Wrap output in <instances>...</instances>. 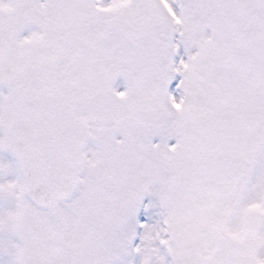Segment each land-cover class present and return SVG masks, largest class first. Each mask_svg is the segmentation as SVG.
I'll return each mask as SVG.
<instances>
[{
    "label": "snow or ice",
    "instance_id": "snow-or-ice-1",
    "mask_svg": "<svg viewBox=\"0 0 264 264\" xmlns=\"http://www.w3.org/2000/svg\"><path fill=\"white\" fill-rule=\"evenodd\" d=\"M0 264H264V0H0Z\"/></svg>",
    "mask_w": 264,
    "mask_h": 264
}]
</instances>
